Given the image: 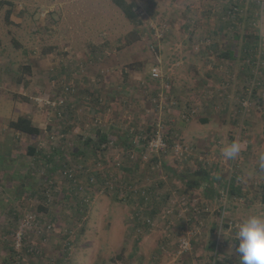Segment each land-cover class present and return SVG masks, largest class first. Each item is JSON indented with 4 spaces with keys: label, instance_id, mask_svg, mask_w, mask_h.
<instances>
[{
    "label": "rangeland",
    "instance_id": "1",
    "mask_svg": "<svg viewBox=\"0 0 264 264\" xmlns=\"http://www.w3.org/2000/svg\"><path fill=\"white\" fill-rule=\"evenodd\" d=\"M126 1L139 5V26L114 0H0V264H209L212 241L219 264H235L237 224L262 211L264 0ZM177 49L210 52L212 63L237 54L202 67L215 83L188 93L189 112L173 88ZM23 63L34 73L19 84ZM211 114L242 120L234 126L258 135L257 153L232 165L208 154L226 140L201 123ZM26 115H36L39 136L9 128ZM188 126L196 137L182 132ZM158 131L166 149L151 154ZM199 168L218 196L206 186L187 192L181 176ZM188 229L192 251L181 254Z\"/></svg>",
    "mask_w": 264,
    "mask_h": 264
},
{
    "label": "crops",
    "instance_id": "2",
    "mask_svg": "<svg viewBox=\"0 0 264 264\" xmlns=\"http://www.w3.org/2000/svg\"><path fill=\"white\" fill-rule=\"evenodd\" d=\"M180 1L183 2V0H180ZM193 1H195V4H196V3H198L199 0H188V2H186V3L193 2ZM234 4H236V3L235 2L231 3L232 6ZM236 8H237V6H236ZM15 23H17V25H19L20 23H22V21L18 19L15 21ZM231 27H234V26L231 25ZM16 46L18 48L16 47L15 50H18V51L21 50V48H22L21 43L16 44ZM225 52H224V54L222 52L219 55V58L215 59V63H212L211 59L215 58V56H212L210 54V52L208 53V56H206V54H203L202 56H200L198 54L196 56V53H194V52H191L187 56L186 54L182 53L181 51H178V49H177L176 52H174L173 60L177 61L176 65H180V63L182 62V65H180L179 68L176 69V70H178V73L174 71L175 75L173 74V77H174L173 88L175 89L176 92H178L177 97L191 100V98L188 97V93L193 92V90L195 88L199 89L200 92H205V91H203V89H205L207 87V85L209 87H213L215 82H213V80L211 78L215 77L212 74L213 73L212 70H214V69L211 68L212 70H207L205 68L206 72H204L202 70V67L206 66V64H209L210 66H212L213 64L214 65L221 64V62L219 60L230 61L231 63L234 64L235 60H237V57H236L237 54L236 55L233 54L232 51H225ZM23 53L30 55V50L29 49L24 50ZM18 55H21V54L18 52ZM29 58H31V56H29ZM198 59H200L202 62H200V61L198 62ZM1 61H4V62L6 61V56L3 54H0V63H1ZM10 61H11V58H9V63L6 62V64L10 65ZM198 63L201 64L199 67L196 66ZM23 64L27 65V63H23ZM20 65H22V64H19L17 67L18 72L21 70ZM4 66H5V64L2 67H4ZM227 68H228V66H227ZM229 68L230 69H228L229 72H227V74H229V75L235 74L233 79H237V82L236 81H234V82L236 83V85L240 84L242 70L239 69L237 66L234 67L233 65H230ZM234 71H236V72H234ZM33 73H34V71L32 70V74ZM217 78H219V77H217ZM24 81L25 80H23L21 83H24ZM17 82H18V80H17ZM18 83L21 84L20 82H18ZM200 85L203 86L202 89H201ZM179 102H180V104L184 103L187 105V107H186L187 111L186 112H189L190 108L193 107V101L192 100L188 101L187 103L184 101H179ZM226 115H228V114H224V115H221L219 117H214V115L211 114L210 118H204L201 121V123H204V125H209L210 129H208V130H214L215 128H218L220 130V132L222 133V135L220 137L223 138V140L226 139L225 145L223 148H221V149H219V148L218 149L217 148H211L210 149L209 148L207 150V151L210 150V152L208 154L220 153L222 155L221 158L222 159L224 158V160L226 159L227 163L232 165V160L235 161V159H236L237 161L239 160V162H241L240 159H241L242 155H250V154L255 155L257 153V151L255 150V147L252 145V140H254L253 139L254 137L256 139L258 137V135L256 137V135H252L250 133H244L242 131V129H238V126L235 128L234 125H237L238 123H242V120L239 121V118L235 117L234 115L233 116L229 115L230 118L226 117ZM237 115H239V114H237ZM25 117L30 118L34 125H36V123L38 122L36 115H26ZM232 129H234V130H232ZM190 130H191V127L188 126V127H186V129H183L182 132L187 137H191V139H192L193 137H196V134H194V133L191 134ZM197 137H199V136H197ZM212 137L215 138L216 136H212ZM248 139H249V144L244 143V141L247 142ZM233 141H237L241 144V152L235 159H228L224 156L223 152H224V149ZM31 147L32 146H30V148ZM231 185H234L233 182L231 183ZM235 190L239 194V188H237L235 186ZM241 191H243V190L241 189ZM208 197L211 199L213 198V197H211L210 193H208ZM262 203L264 204V196L262 197ZM257 205H259V208L262 209V211L260 213H264V209L261 207L264 205H262L260 203H258ZM253 213H255V212H253ZM253 213L251 212V214H253ZM256 213H258V211H256ZM248 215H250V214H248ZM239 217H241V219H242L241 215H239ZM114 231H115V227H114ZM99 233H100V231L97 230V234H99ZM230 263L234 264L233 262H230ZM235 264H239V259H237L235 261Z\"/></svg>",
    "mask_w": 264,
    "mask_h": 264
},
{
    "label": "trees",
    "instance_id": "3",
    "mask_svg": "<svg viewBox=\"0 0 264 264\" xmlns=\"http://www.w3.org/2000/svg\"><path fill=\"white\" fill-rule=\"evenodd\" d=\"M114 2L122 10L126 18L132 22V24L139 26L142 23L139 14V5L137 4V2L135 1L127 2L126 0H114ZM9 16L10 15L8 13L7 19L9 18ZM252 49L253 48H251L250 45L244 47L245 52L251 51ZM250 63L251 62L248 61V64ZM18 73H19L18 82L21 83L25 79L26 75L32 74L31 65L30 64L23 65ZM24 99L28 100L27 98ZM9 128L13 131L20 132L22 134H26L29 136H39L42 133V130L38 126L34 125L30 118L25 116H20L17 119L10 120ZM107 140L108 139L105 135L99 137V141L102 144L106 143ZM78 153L80 154V152ZM28 154L30 156H34L35 148L33 147L29 148ZM181 178L186 183L187 192H190L192 190H197L202 188L203 186H206L204 187V189L211 194V197L218 196L217 190L213 188L215 184L214 179L211 177L210 172L205 168H199L198 170L193 171L190 174H184L181 176ZM229 188L231 195H234L236 193L235 186L231 185ZM216 245H217L216 242L212 241L209 245V249L211 251H214Z\"/></svg>",
    "mask_w": 264,
    "mask_h": 264
},
{
    "label": "clouds",
    "instance_id": "4",
    "mask_svg": "<svg viewBox=\"0 0 264 264\" xmlns=\"http://www.w3.org/2000/svg\"><path fill=\"white\" fill-rule=\"evenodd\" d=\"M241 152V144L233 141L224 149V156L235 159ZM264 167V155L259 157ZM235 253L239 264H264V213H253L243 218L235 230Z\"/></svg>",
    "mask_w": 264,
    "mask_h": 264
},
{
    "label": "built area",
    "instance_id": "5",
    "mask_svg": "<svg viewBox=\"0 0 264 264\" xmlns=\"http://www.w3.org/2000/svg\"><path fill=\"white\" fill-rule=\"evenodd\" d=\"M152 76H153V78H160L161 77V73H160L158 66H156L155 68L152 69ZM250 97L251 96H247V98L245 100H243V102L241 103L242 106L244 107V109H247V107H248L247 101L250 102ZM63 103H64L63 100H60L58 102L59 105H62ZM52 105L55 106L56 103L53 102ZM161 133H162L161 131H158L155 135H153V137L147 143V150L151 154H159L166 149V143L163 139L164 136ZM110 144H113V142H110ZM131 156L133 157L134 155L132 154ZM110 187H112V186H110ZM192 237H193V232L190 229H188L186 236L182 237L180 239L179 251L181 254L188 253V252L192 251V247H191V238ZM217 254H218V248L216 247L212 253V258H211L209 264H219V261L217 259Z\"/></svg>",
    "mask_w": 264,
    "mask_h": 264
}]
</instances>
